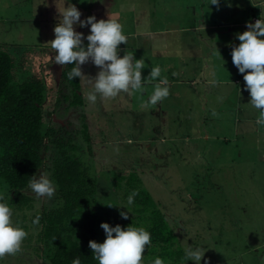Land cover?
I'll return each instance as SVG.
<instances>
[{"label": "rangeland", "instance_id": "374dc122", "mask_svg": "<svg viewBox=\"0 0 264 264\" xmlns=\"http://www.w3.org/2000/svg\"><path fill=\"white\" fill-rule=\"evenodd\" d=\"M192 1L72 0L81 19L89 15L107 19L109 13L118 19L127 36L126 44L118 46V54L129 52L135 58L143 57L142 78L151 67H161V76L168 79L169 96L149 107L142 106L135 92L92 104L86 100L87 88L83 85L85 104L69 106L71 88L61 77L65 65L54 62L55 50L50 46L59 16L54 0H0V46L25 60L20 80L35 72L31 61L35 56L42 59L43 74L46 76V69L50 72L45 128L54 126L79 145V157L97 178L96 209L101 212V222L119 224L113 175L136 170L166 213L181 244L204 249L201 264L205 260L207 264H264V126L256 124L258 112L248 104L250 96L244 88L243 74L231 61L227 43L230 29L220 35L218 44L203 39L201 49L208 50L203 52L201 63L198 57L192 68L182 62L187 52L189 55L198 50L188 40L192 32L175 34L167 29L180 24L179 16L191 13L192 6L188 5ZM55 2L59 8L62 0ZM208 2L205 0L206 6ZM104 4L101 15L97 14L95 8L99 10ZM255 5L253 11L223 10L217 19L222 23L223 16L228 28L232 24L227 23L244 15L252 19V14H259L260 3L256 1ZM208 7L212 9L211 4ZM217 7L231 10L235 5L220 0ZM74 28L85 35L89 32L88 27ZM232 28L235 33L242 31L239 25ZM147 31L151 33L145 34ZM216 48L224 61L214 54ZM80 67L89 76L98 71L91 61ZM239 77L242 80L238 86L234 80ZM193 79L194 84L190 81ZM212 80L218 82L213 84ZM156 82L149 81L143 99L151 94ZM85 123L89 126V142L83 134ZM58 155L56 148L45 154L48 167ZM42 170L54 183L53 196L37 198L28 188L25 192L33 197V203L19 211L9 203L7 185L0 179V198L11 208L14 223L20 219L33 223V215L39 210L60 204L51 169ZM25 224L21 222L20 227L25 229ZM28 234L20 250L5 254L0 264H48V258Z\"/></svg>", "mask_w": 264, "mask_h": 264}, {"label": "trees", "instance_id": "16d2710c", "mask_svg": "<svg viewBox=\"0 0 264 264\" xmlns=\"http://www.w3.org/2000/svg\"><path fill=\"white\" fill-rule=\"evenodd\" d=\"M40 60L38 56L32 57L35 72L20 80L18 75L25 69V60L0 46V179L7 185L4 187L9 203L19 211L33 203V197L25 192L31 176L37 175L42 168H50L60 204L39 210L33 215V219L39 217L35 224L26 219L17 223L19 226L21 222L27 223L24 227L29 232V240H34L36 247L42 249L48 264H72L77 257L80 264H97L88 244L89 240L102 243L105 239L100 227L101 212L96 209L97 178L79 157L80 147L71 136H64L54 126L45 128L46 103L52 81L48 69L46 76L43 74ZM71 67L66 64L61 77L71 88V95L67 97L69 106L77 107L85 104V98L79 78L68 79ZM55 104L58 106L60 100ZM83 134L89 142L87 123L83 126ZM51 148H56L59 155L48 167L45 154ZM138 174L132 170L113 175L118 205L126 206L130 211L124 219L119 211L127 209L118 206V223L122 228L131 224L150 232L151 243L142 253V264H151L156 256L161 257L164 264H183L185 246ZM133 190L137 196L134 204L129 206L126 198ZM186 264L194 263L187 261Z\"/></svg>", "mask_w": 264, "mask_h": 264}, {"label": "clouds", "instance_id": "9594fccd", "mask_svg": "<svg viewBox=\"0 0 264 264\" xmlns=\"http://www.w3.org/2000/svg\"><path fill=\"white\" fill-rule=\"evenodd\" d=\"M81 2L84 0H77V3ZM100 2L103 3V0ZM219 3L220 0H209L208 5L219 6ZM54 4L59 16L53 28L54 39L50 41L51 48L55 50L52 59L59 65H72L68 79L79 78V82L87 88L86 100L89 103L95 104L98 101L102 103L109 98L121 94L131 95L135 92L140 95L142 106L149 107L169 96L168 79L161 76L159 65L151 67L148 75L142 78L144 58H135L134 54L129 52L122 56L118 54L120 52L118 46L126 44L127 36L122 30L121 23L113 18L111 13L107 19H97L95 15L81 19V12L72 0H62L59 8L55 0ZM245 23L247 30L235 34L239 43L231 46L230 56L238 72L243 74L244 88L250 96L248 104L258 112L256 124L264 126V19ZM74 26L88 27L89 32L85 35L76 31ZM214 54L222 59L217 48ZM88 61L98 68L95 76L83 74L81 71L80 66ZM150 80L157 82L153 84L152 92L147 99H143L145 87ZM212 83L215 84L216 81L213 80ZM28 188L37 198H51L56 190L53 181L43 170L38 176L35 174L31 176ZM136 196L137 192L133 190L126 198L127 205H133ZM123 208L127 211H119V215L127 219L130 211L126 206ZM11 217V208L0 198V258L5 254L19 251L27 236L25 229L14 223ZM38 220L37 216L32 222L35 224ZM100 227L105 233L103 242L94 240L88 242L97 264H142V253L151 243V234L148 230L131 224L123 228L119 224L110 226L107 222H101ZM204 252L202 247L188 244L184 249L183 264L187 261L201 264ZM72 264H80L79 258H75ZM151 264H164V261L156 256ZM204 264H207L206 260Z\"/></svg>", "mask_w": 264, "mask_h": 264}, {"label": "crops", "instance_id": "0c3cea01", "mask_svg": "<svg viewBox=\"0 0 264 264\" xmlns=\"http://www.w3.org/2000/svg\"><path fill=\"white\" fill-rule=\"evenodd\" d=\"M256 1H258L260 3L259 5V11L260 13L263 12L264 13V0H229V3L234 4L235 7H233L231 10L228 9H224V8H218L216 5L212 6V9L208 7V5H205V0H193L192 3H190L191 5H188L189 7L192 6V10L190 11L191 13L189 15H187L186 17L184 16H179L181 18L180 24L179 25H173L172 28L167 29V31L169 32H174L175 34L181 33L184 34V32H192V34L188 35V40L191 44V46H193V48H197L198 50L196 52H192L188 55V52L186 54V59L185 61L183 60L182 62L186 65V67L188 68H192L195 62V58L198 57L199 63H201L202 61V55L203 52L206 53L208 48H203L204 51L201 49V45H203V39L207 38L210 39L211 42H215L216 44L219 43V37L220 35L227 30H229V33H225L227 34L229 40L227 41V43L229 44L230 48L232 45L238 44L239 41L235 36V31L233 30V26L235 25H239L242 27V31L247 30L246 29V21H251V22H255V19H264V16L262 17L261 14H252V19L250 17H247V15H244V18L240 19V20H235L232 23H227V24H232L230 27L226 28V25L224 23V17L222 16V23H219L218 21V17L219 15H222L223 10L226 11H232L235 9L238 10H243V11H248V10H254V7H257L255 5ZM188 2V0H187ZM106 4L102 5L99 10L97 8L96 12L97 14L101 12V10H104L103 7H105ZM200 9V11H198V9ZM98 10V11H97ZM221 12V13H220ZM101 15V13H100ZM206 15H211L210 16H206ZM243 17V15H242ZM231 30H233V32H231ZM241 31V32H242ZM145 34H149L151 33V31H147L144 32ZM189 44V46H190ZM215 44V45H216ZM181 47V46H179ZM214 47V46H212ZM178 48V47H177ZM194 48V49H195ZM229 49V48H228ZM180 48H179V52H180ZM230 50V49H229ZM231 51V50H230ZM204 63L206 62V60L203 61ZM174 68V67H173ZM236 68V67H234ZM237 69V68H236ZM248 71V70H246ZM176 75V73H175ZM173 75V77L175 76ZM92 76V75H91ZM242 80V77L237 78L236 80H234V83L238 84L239 86V82ZM192 84L195 83V80H190ZM213 81V80H212ZM205 83H209L208 80L204 81ZM211 82V81H210ZM218 82V81H216ZM220 82V81H219ZM85 98V97H84ZM190 107V106H189ZM189 110V108H188Z\"/></svg>", "mask_w": 264, "mask_h": 264}, {"label": "built area", "instance_id": "2783aa9c", "mask_svg": "<svg viewBox=\"0 0 264 264\" xmlns=\"http://www.w3.org/2000/svg\"><path fill=\"white\" fill-rule=\"evenodd\" d=\"M256 20V19H255Z\"/></svg>", "mask_w": 264, "mask_h": 264}]
</instances>
